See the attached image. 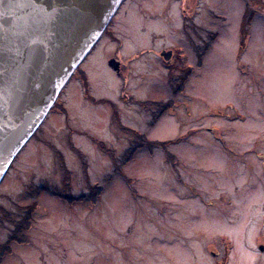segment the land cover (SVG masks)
I'll return each mask as SVG.
<instances>
[{
  "label": "rangeland",
  "instance_id": "rangeland-1",
  "mask_svg": "<svg viewBox=\"0 0 264 264\" xmlns=\"http://www.w3.org/2000/svg\"><path fill=\"white\" fill-rule=\"evenodd\" d=\"M195 2L118 7L0 182V264H264V0Z\"/></svg>",
  "mask_w": 264,
  "mask_h": 264
},
{
  "label": "water",
  "instance_id": "water-1",
  "mask_svg": "<svg viewBox=\"0 0 264 264\" xmlns=\"http://www.w3.org/2000/svg\"><path fill=\"white\" fill-rule=\"evenodd\" d=\"M122 1L0 0V182Z\"/></svg>",
  "mask_w": 264,
  "mask_h": 264
},
{
  "label": "trees",
  "instance_id": "trees-1",
  "mask_svg": "<svg viewBox=\"0 0 264 264\" xmlns=\"http://www.w3.org/2000/svg\"><path fill=\"white\" fill-rule=\"evenodd\" d=\"M249 12H247V14H248ZM251 15H252V13L250 12L249 14H248V16L246 17L247 19L245 20V22H246V24L248 25L249 23H250V18H251ZM244 22V21H243ZM245 24V23H244ZM244 24H243V26H244ZM247 30V29H246ZM246 30L243 28V35H247L248 33L246 32ZM193 31H194V29H193ZM105 34H109V33H105ZM213 35V34H212ZM196 52H197V54H198V57H199V59L202 57V55H200V54H204V51H202V49H200V48H197L196 49ZM193 67H188L185 71H187V73H190L191 72V69H192ZM79 69V68H78ZM80 72V71H79ZM81 77H82V81H83V85H86V83H87V79H86V77L85 76H83L82 74H81ZM172 85V91H173V93L174 94H177L178 92H176L175 90V87H174V84L172 83L171 84ZM86 90V89H85ZM87 91V90H86ZM170 102V101H169ZM147 103H149V104H151V105H155L156 107H157V109L160 107H162V105L163 104H165L164 106H163V109H164V107L166 106V104L168 105V107H169V105H170V103H166V102H161V101H159V102H154V101H148V102H144V106L146 107V104ZM117 123L118 124H120L119 123V121H117ZM128 131H130V133L133 135L132 137H133V141H132V143L130 144V146H129V149H128V151L126 152L127 154H133V152L136 150V148H139V147H141L139 144H140V142L142 141V142H148L146 139H145V135L144 134H142V133H140V132H137V131H135V130H130V129H128ZM139 140H140V142H139ZM139 144H138V143ZM101 146H102V144H100ZM106 149H108L107 147H106ZM109 150V149H108ZM60 169H61V171H62V173L64 174V176H65V178L68 180V173H67V171H66V167H65V165L63 166L62 164H60ZM64 183L66 182V181H63ZM67 186V185H66ZM41 187H44V186H41ZM42 189H45L47 192H50L49 191V188H42ZM67 189V188H66ZM65 189V190H66ZM33 191H35V193H31V194H40L43 190H41V188L40 187H35V188H33L32 189ZM64 190V191H65ZM62 192V191H61ZM50 193H53V194H56V195H61L60 194V191H55V190H53V191H51ZM63 194V193H62ZM30 208H28V206L27 207H25L24 208V211H27V210H29ZM0 223L2 224L3 222V220H2V217H4V218H7V219H11V216H12V212L11 211H9V210H5V208H3V207H1L0 208ZM27 216V215H26ZM26 220V218L25 219H23V222ZM11 223H13V221L11 220ZM15 223V222H14ZM19 223V222H18ZM18 228H20V223L19 224H15L14 225V228L12 229L13 231H12V233L10 234V235H8L7 236V238H6V240L3 242V243H0V253H2V255H3V253H5V251L7 250H9L10 249V245L11 244H13V243H18V242H24V235H18Z\"/></svg>",
  "mask_w": 264,
  "mask_h": 264
},
{
  "label": "flooded vegetation",
  "instance_id": "flooded-vegetation-1",
  "mask_svg": "<svg viewBox=\"0 0 264 264\" xmlns=\"http://www.w3.org/2000/svg\"><path fill=\"white\" fill-rule=\"evenodd\" d=\"M198 1L199 0H197V2H195L194 3V6H190V5H184V6H181V8H180V15H181V21L183 22V19L185 18H189L190 20H192V23H195L194 22V14L196 13V11L198 10V6H199V3H198ZM123 2H124V0L121 2V4H120V6L123 4ZM198 4V5H197ZM119 9V8H118ZM112 20H113V18L111 19V21L109 22V24H108V26L106 27V29H105V31H104V33L102 34V36L103 35H107V34H105L106 32L107 33H111L110 32V28H111V22H112ZM190 20H189V22H190ZM196 24V23H195ZM193 26L195 27V25L193 24ZM193 27V28H194ZM101 36V37H102ZM100 37V38H101ZM193 44V43H192ZM175 47H169V48H165V47H163V48H161V50H159V51H157L156 53H157V55L159 54V57L161 56V53L162 52H168V51H171V53H170V58H172V56H173V54H175V49H174ZM197 49V48H196ZM147 51H149V50H147ZM183 55V54H182ZM164 56V55H163ZM169 58V59H170ZM111 59H112V57H111ZM113 59H115L116 61H118L119 62V64H117V63H115V65L116 66H118L119 67V70H118V72H117V74H122L121 73V70L123 69V64H124V61L122 62V60L120 59V58H116V56L114 55L113 56ZM163 61H164V59H162Z\"/></svg>",
  "mask_w": 264,
  "mask_h": 264
},
{
  "label": "bare ground",
  "instance_id": "bare-ground-1",
  "mask_svg": "<svg viewBox=\"0 0 264 264\" xmlns=\"http://www.w3.org/2000/svg\"><path fill=\"white\" fill-rule=\"evenodd\" d=\"M17 155V154H16Z\"/></svg>",
  "mask_w": 264,
  "mask_h": 264
}]
</instances>
